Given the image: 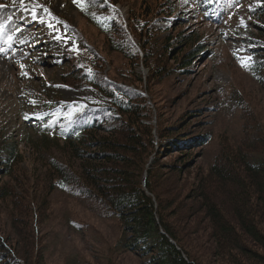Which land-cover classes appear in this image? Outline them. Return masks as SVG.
I'll return each instance as SVG.
<instances>
[{"label": "rangeland", "instance_id": "374dc122", "mask_svg": "<svg viewBox=\"0 0 264 264\" xmlns=\"http://www.w3.org/2000/svg\"><path fill=\"white\" fill-rule=\"evenodd\" d=\"M8 1L0 0V5L6 4V7H0L2 44L7 43L6 32L12 27V24L7 22L11 20V6L6 3ZM115 2L118 4L116 8L120 12V20L125 30L127 24V30L131 27L136 28L139 16H144L150 9L151 14L143 18V21L149 27L150 23L157 27L156 32L154 31L156 34L153 37L154 41L160 43L166 38L152 48L150 67H146L143 62V53L149 46L143 45V51L138 49L141 58L137 64H131L134 62L133 59H128L121 50L123 48L128 50V44L126 38L119 36L120 27L116 25L117 28H114L116 39L110 43L108 36L99 32L85 17L78 14L80 12L75 10L74 0H37L35 3L37 6L33 5V0H11L10 4L14 5L13 11L24 8V17L32 7H37L30 9L32 15L38 13L42 16L45 13L42 10L44 7L58 19L62 17L72 28H76L79 38L88 48V53L93 56L91 70H95L99 77L111 84L107 89L132 88V91L141 95L147 92L148 98H144V103L152 105L150 119L147 115L143 123L151 126L152 139L145 133L143 140L160 143L162 141L160 137L164 135L161 131L163 128L174 135L178 132L184 136L194 133L209 134L211 137L209 143L200 148L181 150L190 152L183 156L177 153L179 151L172 153L170 151V155L166 157H162L161 153L158 167L153 170L158 173L152 172L154 177L148 179L150 185L154 186V192L161 198V188H157L160 184L161 187L169 186L173 194L177 195V208L174 213H167L168 210H164L168 215L167 221L179 228L183 243L187 242L190 250L195 246L201 251L199 252L201 256L203 249L198 244L206 238L208 230L207 224L202 222L205 215L201 210L197 211L195 201L186 198L197 188L200 180L207 177L211 167L215 163L220 164L223 149H227L233 142H253L256 138L264 144V76H261V80H256L257 71H253V77L250 74L249 63L253 62V59L248 50L252 47L238 41V38L228 39L226 33H229L231 28L242 25L251 29L249 35L253 41L260 42L263 40L264 30L256 26L255 21H247L246 16L235 11L223 17L227 28L220 43L217 40L219 31L206 25L198 17L190 18L188 14L187 18L183 16L181 24L177 23L178 12L170 15L172 9L168 8L170 4L167 3L168 0H115ZM155 6L159 10L156 13L160 16V23L152 21ZM262 18L264 19V15ZM180 35L187 37L188 40L198 37L196 44H202L204 48L196 53L195 59L188 67L180 64L182 55L190 49L187 43L185 49L183 42L180 45ZM117 40L123 47L114 51L112 44ZM18 50L19 48L11 53L17 62L12 64L0 61V136L13 135L15 129L20 132L18 134L29 133L37 139V134L29 132L22 123H18L16 117L15 97L18 90L27 89L21 78L30 73L29 68L25 67L28 57L24 58V54L18 56ZM40 59L46 83L62 100L73 101L86 95L90 99L92 97L99 99V102L104 104L92 90L86 88L88 92L86 93L82 85L73 84L66 77L61 78L60 70L51 67L48 58L38 55V60ZM21 62L24 65L22 75L19 76L17 70L19 66L16 63ZM88 70L91 71L89 68ZM33 74L34 72L30 73V76L33 77ZM34 76L33 85H41V81L44 82L41 73L37 72ZM148 79H151L150 84L147 83ZM137 80H140V84ZM97 84L100 85V80ZM111 93L114 95L113 91ZM56 117L57 115H53L46 126L53 125ZM113 126H116L115 122L107 123L108 129ZM88 136L87 134L84 138ZM93 136L97 139L113 137L116 140H123L121 135H113L103 130L95 131ZM94 149L96 147L91 150ZM21 150L23 163L18 165L19 172L16 173L20 184L16 185L9 176L0 174V187L5 186L12 193L11 197L6 199L0 197V235L17 252L23 264L31 261L32 264H145L139 256L126 252L121 239L120 221L99 203L97 199V193L101 194L99 187L86 179L80 167L81 162H63L66 164L64 166L66 175H71L76 181L75 189L70 192L67 189L65 192H56L57 190L53 189L47 191L48 187L42 174L45 169L41 168L40 161L36 160L37 153L25 145ZM52 151L60 157L63 156L60 151ZM261 151L264 155V147ZM153 157L154 154L151 159ZM180 159L182 160L177 164ZM64 160L68 162L65 156ZM184 163L185 166L188 164L190 166L180 172L174 169ZM137 182L142 185L139 179ZM26 184L28 190L25 188ZM165 194L167 199L170 195ZM148 195L157 202L154 194ZM42 202H46L45 208ZM21 203L29 207L24 211ZM183 215H186L185 220L182 219ZM29 230L34 239L33 253L35 251L36 254L33 256L32 253L29 261V255L26 253L28 260L26 261L22 253L25 243V236L22 233ZM203 233L204 237L201 236ZM131 238L130 235L128 239ZM201 261L202 264H219L208 254L201 256Z\"/></svg>", "mask_w": 264, "mask_h": 264}, {"label": "trees", "instance_id": "16d2710c", "mask_svg": "<svg viewBox=\"0 0 264 264\" xmlns=\"http://www.w3.org/2000/svg\"><path fill=\"white\" fill-rule=\"evenodd\" d=\"M156 10L155 6L154 12ZM149 12L150 9L144 13V16H139L141 21L151 14ZM263 15L264 12L259 15V26L264 30ZM140 19L138 18L136 27V30L142 28L138 45L144 48L143 45L147 44L141 37L148 35L150 28L149 25L140 27ZM186 38L179 36L180 45L182 42L184 44L183 49L186 48V43L190 48L182 55L180 64L188 66L195 59L199 46L196 44L198 37L191 40ZM144 41L149 44L146 38ZM126 42L132 54H129L125 48L122 49L123 54L128 59H133L134 62L131 64H137L140 55L127 39ZM262 43L264 44V37ZM152 48L150 46L144 51L143 62L147 67L152 64ZM137 81L140 82V80ZM147 83L150 84L151 79H148ZM146 88H148L147 85ZM113 93L114 95L111 92L105 95L109 104L104 111L113 121H116V126L110 129L93 128L89 136L81 141H78L79 138L64 140L63 135H43L37 139L31 137L25 139L23 144L35 150L36 160H39L41 168L45 169L42 174L48 187L47 191H51L56 181L61 180V173L66 175L65 163L79 161L86 179L90 183H96L97 188L99 187L101 193H97L99 203L122 222L124 230L129 236L131 235V240L126 238L122 241L123 246L127 251L143 259L145 264H202L201 256L205 254L214 261L217 260L219 264H264V155L261 154L264 144L256 138L253 142H233L227 148L228 150L223 149L220 164L215 163L208 171L207 177L200 180L197 188L186 198L195 201L197 211L201 210L205 215L202 222L207 224L208 230H206V238L198 244L203 249V254L200 256L201 251L195 246L190 250V245L187 242L183 243L179 228L167 221L168 215L164 210L167 209V213H174L177 208V195L173 194L172 189L169 186L157 185V188H161V198L147 180L148 191L157 199L155 202L152 197L145 194L137 182L142 177L145 160L154 149V142L142 139L145 133L152 139L151 126L143 123L147 115L150 119L152 104L144 103L145 99L134 91L128 92L116 88ZM101 129L113 135H121L123 140H116L113 137L95 138L94 132L102 131ZM161 131L164 135L160 139L174 136L169 131H164V128ZM0 142V174L9 176L10 180L18 185L20 184L17 176L18 165L23 163L21 146L18 141L17 143H10L7 140ZM94 147L96 149L91 150ZM52 150L60 151L63 156H58ZM179 154L183 156V152ZM64 156L68 162L64 160ZM181 160L176 163L178 164ZM157 163L158 159L155 157L150 165L152 168L148 170L149 174ZM188 166L190 165L185 166L184 163L174 169L180 172ZM156 172L158 173V171L153 173ZM23 177L22 173V180ZM151 177L154 175L152 174ZM165 193L170 195L167 199ZM11 194L5 186L0 187L2 199L11 197ZM163 203L165 204L162 208ZM45 204L46 202H42L43 208ZM21 205L24 211L29 207L28 205L25 207L24 203ZM182 217L186 219V215ZM22 234L25 236L22 253L26 261H28L26 256L28 253L30 261L34 239L30 230ZM201 236L204 237L205 233ZM7 242L0 235V264H23L17 252ZM35 254L34 251L33 256ZM27 264H32V261Z\"/></svg>", "mask_w": 264, "mask_h": 264}, {"label": "snow or ice", "instance_id": "6c2138e0", "mask_svg": "<svg viewBox=\"0 0 264 264\" xmlns=\"http://www.w3.org/2000/svg\"><path fill=\"white\" fill-rule=\"evenodd\" d=\"M74 2H75V0H74ZM0 7H4L3 5H0ZM246 66V65H245Z\"/></svg>", "mask_w": 264, "mask_h": 264}]
</instances>
